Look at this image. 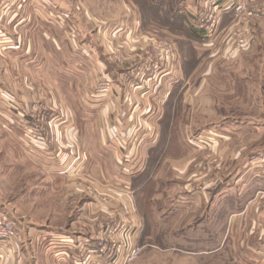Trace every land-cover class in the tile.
I'll list each match as a JSON object with an SVG mask.
<instances>
[{"label":"rangeland","instance_id":"1","mask_svg":"<svg viewBox=\"0 0 264 264\" xmlns=\"http://www.w3.org/2000/svg\"><path fill=\"white\" fill-rule=\"evenodd\" d=\"M131 1L58 0L59 61L0 87V216L33 262L44 231L87 233L77 264H264V12L204 38L209 0Z\"/></svg>","mask_w":264,"mask_h":264},{"label":"crops","instance_id":"2","mask_svg":"<svg viewBox=\"0 0 264 264\" xmlns=\"http://www.w3.org/2000/svg\"><path fill=\"white\" fill-rule=\"evenodd\" d=\"M197 1L193 0V3L196 4ZM131 4L137 11L139 4L135 0ZM58 5V0H0V87L6 86L7 92V89L15 88L11 91L21 95L26 101L32 96L28 91L29 84L34 79L44 78L45 61H59V51L65 47L60 22L56 18L61 14ZM248 5L250 11L245 25H252L254 17L264 12V3L257 4V1L252 0ZM74 8L78 9L77 6ZM85 8L88 7L85 5ZM224 24L226 23L221 25ZM15 76L17 80L20 79L17 85L13 84ZM12 168L5 165L2 173L8 174L12 172ZM28 230L25 232L21 227L18 238L0 249L3 256L0 264H77V250H69L72 256L68 255L66 258L64 255L68 253H62L60 245L69 246L73 238L89 237L85 232H69L62 236L61 233L56 235L54 232L36 231L37 257L36 262H33L35 256H32L31 250H34L29 247V234L33 229Z\"/></svg>","mask_w":264,"mask_h":264},{"label":"built area","instance_id":"3","mask_svg":"<svg viewBox=\"0 0 264 264\" xmlns=\"http://www.w3.org/2000/svg\"><path fill=\"white\" fill-rule=\"evenodd\" d=\"M225 1V2H224ZM245 3L243 2L241 6H237V11H241V9L245 8ZM232 6V0H209L207 9L204 13L201 14V23L199 28L202 32V36L205 38L211 37L217 31V26L219 24V17L222 10L229 9ZM188 12L195 16L190 9ZM238 16L239 13H235ZM19 236V225L17 222L9 217L0 216V244H8ZM102 245V243H99ZM103 247V246H101ZM139 247L133 246L129 260H131L138 252Z\"/></svg>","mask_w":264,"mask_h":264},{"label":"trees","instance_id":"4","mask_svg":"<svg viewBox=\"0 0 264 264\" xmlns=\"http://www.w3.org/2000/svg\"><path fill=\"white\" fill-rule=\"evenodd\" d=\"M136 1V0H135ZM137 2L139 3V1L137 0ZM145 2V4H146V6L147 7H150V8H155V6H154V4L152 5V4H150L149 2H147V0L146 1H144ZM140 6V5H139ZM170 9L172 10V11H178V12H176V13H174V14H177V15H180V13H182V14H184L182 17L183 18H185L186 17V14L184 13V11H182V9L181 8H179L178 6L177 7H171L170 6ZM155 12H156V10H155ZM181 14V15H182ZM188 18H189V16H187ZM190 19V18H189ZM191 31V30H190ZM195 32V31H194ZM194 32L192 31L191 33L194 35Z\"/></svg>","mask_w":264,"mask_h":264}]
</instances>
